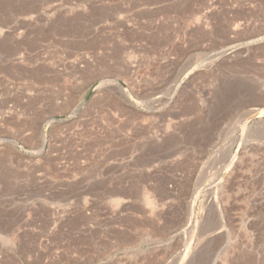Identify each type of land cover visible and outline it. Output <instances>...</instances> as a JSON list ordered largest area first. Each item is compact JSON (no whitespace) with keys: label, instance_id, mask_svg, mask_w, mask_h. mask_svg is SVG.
<instances>
[{"label":"rangeland","instance_id":"1","mask_svg":"<svg viewBox=\"0 0 264 264\" xmlns=\"http://www.w3.org/2000/svg\"><path fill=\"white\" fill-rule=\"evenodd\" d=\"M0 264H264V0H0Z\"/></svg>","mask_w":264,"mask_h":264},{"label":"water","instance_id":"2","mask_svg":"<svg viewBox=\"0 0 264 264\" xmlns=\"http://www.w3.org/2000/svg\"><path fill=\"white\" fill-rule=\"evenodd\" d=\"M195 204H196V202L194 203V205H193V209H192V216L194 215V213H195Z\"/></svg>","mask_w":264,"mask_h":264},{"label":"bare ground","instance_id":"3","mask_svg":"<svg viewBox=\"0 0 264 264\" xmlns=\"http://www.w3.org/2000/svg\"><path fill=\"white\" fill-rule=\"evenodd\" d=\"M46 139H47V138H46V134H45V140H46ZM146 197H147V196H146ZM149 197H150V196H149ZM147 199H148L149 202H151L150 199H149L148 197H147ZM148 204H149V203H148Z\"/></svg>","mask_w":264,"mask_h":264}]
</instances>
